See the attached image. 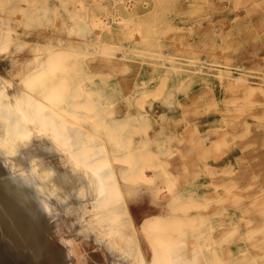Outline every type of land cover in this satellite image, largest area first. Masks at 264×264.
Listing matches in <instances>:
<instances>
[{"label": "rangeland", "instance_id": "obj_1", "mask_svg": "<svg viewBox=\"0 0 264 264\" xmlns=\"http://www.w3.org/2000/svg\"><path fill=\"white\" fill-rule=\"evenodd\" d=\"M27 2L35 8L33 16L25 14ZM1 16L9 18L20 34L21 40L15 41L20 47L18 54L25 53L26 46L37 44L35 34L41 30L48 32L55 44L80 40L81 49L89 45L83 62L90 72H81V79L101 84L97 87L101 93L96 97L106 99V120L112 115L130 116L128 122L121 121L123 127L116 132L123 141L127 137L128 143L131 137L135 147L144 145L143 150H138L144 157L147 155L145 161L157 165L155 169L161 177L157 182L170 185V192L164 189L165 185L161 187L165 201L174 197L171 214L176 221H196L194 231L192 224H182L187 228L184 241L210 242L223 264H264V0H0ZM31 17L35 23L30 22ZM22 19L29 21V27ZM36 27H41L40 31ZM53 27L57 30L52 31ZM80 33L83 36L77 39ZM12 89L8 86V90ZM99 122L103 125L105 121ZM129 129H134V133ZM57 154L47 159L35 158L36 169H47L48 180L65 170L63 157ZM174 166L179 167H175L178 171ZM28 170L29 175L36 177L31 166ZM126 182L132 193L127 201L135 215L170 212L164 200L154 202L148 183ZM39 187L41 192L46 190L43 185ZM228 187L234 189L229 191ZM209 193L217 194L211 198ZM235 194L238 202H232ZM241 198L243 205L247 204L245 210H241L245 208H241ZM258 198L263 201L259 203ZM248 209L252 211L249 213ZM76 216L80 217L75 222L79 229H71L74 218L70 219L69 224L64 223L60 241H82L78 233L89 228L84 214ZM98 240L110 242L105 236ZM5 250L0 244V264H12Z\"/></svg>", "mask_w": 264, "mask_h": 264}, {"label": "bare ground", "instance_id": "obj_2", "mask_svg": "<svg viewBox=\"0 0 264 264\" xmlns=\"http://www.w3.org/2000/svg\"><path fill=\"white\" fill-rule=\"evenodd\" d=\"M24 9L25 14L30 16L35 12L34 6L29 2ZM24 17L22 18L25 20L27 17ZM31 18L33 19L30 22L36 20ZM9 20L0 17V244L9 252L12 264H223L219 253L213 251L210 242L184 241L187 228L182 224L187 221H176L171 214V208L175 205L174 197L171 196L173 198L170 201H165L167 197L161 187L162 184L165 185L164 189L170 192V185L162 181L161 184L157 182L158 179L161 180L158 170L155 169L157 165L155 162L145 161L147 155L144 157L141 150H138H143L144 145H141L143 148L131 145L130 136L129 143V139L125 138L127 144L117 133L119 131L116 132L123 127L121 121L125 122L130 116L122 113L119 118L112 115L113 118L106 120L107 115L109 116L106 99L96 97V94L99 96L101 93L97 91L101 84H90L84 78L82 80L80 75L81 72H90L83 62L90 46L81 49L80 40H69L71 42L67 43V46L64 45V40L55 44L49 38L48 32L45 34L41 30L40 34H35L38 37L37 44L26 46L25 53L22 51L23 54H18L20 47L16 42L21 40L20 34L14 30ZM27 24L29 27L30 23ZM33 25L35 24L30 26ZM23 27L28 30L25 25ZM56 30L53 27L52 31ZM50 31L49 35L53 36ZM81 35L82 33L78 37ZM8 86L13 89L8 90ZM99 113L101 117H97ZM99 121L105 122L102 125ZM140 123L138 121V124ZM127 131L134 133V129ZM55 152H58L57 155L61 154L59 157H63V160H60L65 170L48 180L47 169L37 170L35 158L47 159L53 157ZM168 161L169 165H173ZM190 162L192 164V161ZM118 163L124 164L125 167H120ZM30 166L36 174L35 178L29 175ZM177 166H174V169ZM180 167L182 169L181 164ZM174 169L173 171L177 170ZM71 172L74 174L71 175ZM186 174V178L189 177ZM166 177L168 178L167 175ZM180 177L177 178L179 181ZM137 180L148 183L154 202L164 200L170 212L161 214L147 211L135 215L132 205L127 201L128 195L131 194V197L132 193L128 190L130 187L126 185V181L133 183ZM188 180L191 179L185 181ZM42 181L46 183L42 184ZM49 183L53 185L49 186ZM182 183L181 181L180 185ZM255 183L254 186L258 184ZM42 185L46 189L43 192L38 189ZM228 188L230 191L233 187ZM242 189L244 190V187ZM136 190L133 191L134 196ZM243 190L237 192L242 193ZM213 194L209 193L210 196ZM236 197L235 194V201L232 202H238ZM244 197L247 202V196ZM260 199H257L259 203L264 200ZM241 201L243 205L242 198L240 204ZM254 201L252 206H255L256 199ZM246 205L241 206L245 208L239 209H247ZM237 206L240 207L239 204ZM210 207L213 209L214 205ZM249 211L252 210L248 209L247 212ZM78 213L84 214L89 228L83 233H78L82 241H60L64 223L69 224L70 219L74 218L71 229H79V223H75L80 218L76 216ZM186 224H192V230L196 227H193V220ZM251 227L252 225L247 228ZM99 236L108 237L110 242L99 241ZM112 247L115 250L110 251Z\"/></svg>", "mask_w": 264, "mask_h": 264}]
</instances>
